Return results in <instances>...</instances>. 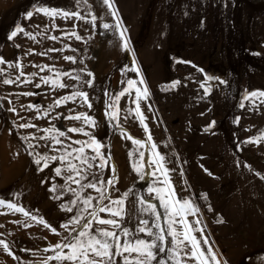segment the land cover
I'll use <instances>...</instances> for the list:
<instances>
[{
	"label": "rangeland",
	"instance_id": "rangeland-1",
	"mask_svg": "<svg viewBox=\"0 0 264 264\" xmlns=\"http://www.w3.org/2000/svg\"><path fill=\"white\" fill-rule=\"evenodd\" d=\"M113 2L127 29L128 49L122 46L119 30L101 27L103 23H116L102 0H88L87 4L83 0H0V58L4 60L0 63V81L15 80L21 71L25 74L21 81L31 73L38 74L30 77L31 83L0 82V199L42 217L58 233L22 213L0 208V213H6L0 214V240L9 245L7 250L0 245V264H43L48 256L55 255L44 249L67 235L60 225L77 211L74 208L69 213L61 208L62 204L71 207L70 202L75 199L67 188L79 187L66 183L69 173L63 170V163L50 161L47 168L39 171L42 164L34 162L37 153L61 155L52 150L60 146L54 145L51 137L39 139L44 135L43 129L53 127L66 132L71 127H83L93 133L104 145L101 152L106 157L111 155L103 169H93L98 178L115 177L114 185L105 184L108 194L115 199L131 190L129 199L144 196L163 214L159 200L147 193L157 177L150 174L147 164L140 173L133 168L140 151L145 153V161L152 151L143 126L135 112L130 111L136 108L135 88L115 100L128 87V80L138 82L141 77L144 84L137 83L136 87L142 90L146 86L149 93L139 101L144 123L157 150L165 156L166 167L174 169L170 176L178 197L191 200L200 209L188 219L201 221L200 227L221 264H262L264 138L259 142L245 141L264 133V104L259 100L253 104L244 96L255 90L264 91V0ZM34 7L80 12L87 20L91 19V12L97 17L96 27L75 17L52 20L34 13L26 18ZM17 26L35 39L18 33L10 40L8 37ZM72 31L81 38L63 35ZM50 36L59 39H49ZM65 56L73 57L75 62ZM16 64L22 68L10 67ZM38 65H48L53 71L45 68L41 72ZM56 70L81 79L61 76L60 81L69 85L67 88L41 83V76L54 77ZM89 79H93L92 87L84 83ZM174 82L178 83L172 87ZM36 84L41 86L37 88ZM73 91L87 92L92 108L79 97L59 107L54 104ZM28 92L33 94L24 95ZM113 101L115 108L106 109ZM29 104L35 107L28 108ZM10 108L16 111L11 112ZM106 110H118L117 118L107 117ZM77 113H88L96 120V127L65 118ZM21 123L36 127H16ZM121 129L146 143L140 147L123 138ZM25 136L30 139L24 140ZM60 139L68 145L88 137L67 133ZM85 151L95 154L91 149ZM57 167L62 168L60 176L55 173ZM53 185L57 186L56 192L50 191ZM85 193L98 195L92 189ZM57 195L60 199L53 198ZM101 215L107 218V214ZM138 218V213L130 214L124 226L135 228ZM161 224L167 231L163 220ZM48 264L57 262L50 260Z\"/></svg>",
	"mask_w": 264,
	"mask_h": 264
},
{
	"label": "snow or ice",
	"instance_id": "snow-or-ice-1",
	"mask_svg": "<svg viewBox=\"0 0 264 264\" xmlns=\"http://www.w3.org/2000/svg\"><path fill=\"white\" fill-rule=\"evenodd\" d=\"M81 0H77L80 3ZM103 4L110 10L111 15L116 19L115 25L103 23L101 27L104 29L115 28L119 30V36L122 41L124 49L129 48V41L127 39V29L123 27L122 21L119 18V12L116 10L113 0H102ZM84 4L88 3V0H83ZM34 13H40L52 20L56 17L68 19L75 17L78 20H86L91 23L93 28L96 27L95 21L97 17L89 12L90 20L87 17L80 14V12H68L64 10L47 8V7H34L32 11L26 13V18H31ZM18 33H24L31 39H35L31 33L25 32L23 28L17 26L9 35V39H13ZM65 36L75 37L79 40L81 37L77 35L75 31L63 33ZM49 39H59L57 36H50ZM49 51H62L57 49H49ZM64 59L74 61L71 56H65ZM0 63H4L3 58H0ZM22 68V65H10V67ZM40 71L43 72L45 68L49 71H53L48 65L37 66ZM137 70L138 69H134ZM3 70L0 69V72ZM83 71V69H81ZM24 72L21 71L19 76L15 80L4 79L0 81L4 84H14L17 82L31 83L30 77L38 75L37 73L29 74V77H25L23 81L20 80L21 76H24ZM92 73H88V76H92ZM71 77L75 80H80V76H72L70 72L55 71L54 77H40L41 83L51 85L52 88H67L69 85L62 83L60 77ZM209 79H211L209 77ZM88 87L93 86V79L84 81ZM128 87L124 89L119 95L115 97L118 101L120 96L125 93H129L131 89L135 88L136 97L133 101L136 104V108L130 111H134L140 124L143 126L145 133L147 134V143L151 144L152 151L150 152L147 161H145V153L139 152L137 159L133 160V168L137 173L147 166L151 169V175L157 177L153 185L149 186L147 193L153 199L159 200V207L163 209L161 214L157 205L151 203L144 196H135L131 199V190L123 193L117 198L113 199L108 194V188L105 184L112 186L115 183V177L98 178L96 172L93 169H103L108 162L111 160V155L107 157L101 152V148L104 145L99 142L95 135L89 131H86L83 127H71L65 131L58 130L50 127L43 129L44 135L39 137L41 140L48 139L51 137V142L54 145H59L58 148H53V151L60 152V156H48L36 154L34 162L42 167H39V171H43L44 168L49 166L50 161L59 160L64 165V171L69 174L65 177V181L78 185L76 188H67L75 196L71 203V207L62 204L61 208L69 213L73 212L76 208V214L73 215L67 223L61 224L67 235L55 245H50L45 248V252L52 251L55 253L54 256H48L43 264H48V261L55 260L57 264H221V260L217 256L214 248L209 243L208 237L204 234L203 228L200 227L201 221L199 219L189 220V216H195L200 211L196 205L188 199L178 197V194L173 186L170 173L174 169L166 167L165 156L157 150V145L152 139L151 132L147 125L144 123L145 117L140 110L139 101L146 99L149 95L148 89L145 86L142 90L136 87L137 83L144 84V80L141 79L137 82L134 80H128ZM174 82L172 87H175ZM223 83V81H221ZM41 85L36 84L35 87L39 88ZM203 87V85H201ZM33 93L28 92L24 95H32ZM107 94V93H106ZM77 97L87 105L89 109L92 108V104L89 101V94L85 91H73L69 95L59 97L54 101V104L59 107L61 104L67 103L68 101H75ZM244 100L251 101L253 104L257 100L261 104H264V91L255 90L247 93L244 96ZM28 108L35 107L29 104ZM52 106L50 105L49 108ZM241 107L244 104L241 103ZM115 101L112 104H107L106 109H114ZM9 111L15 112V108H10ZM47 115V111L44 113ZM105 115L113 120L118 116L117 111L106 110ZM70 120H82L85 125L91 128H95L97 125L96 120L88 113H77L65 117ZM18 128H35L36 125L32 123H21L16 125ZM119 127V125H117ZM67 133H82L88 137L86 140H74L70 144L65 145L64 140L61 137H66ZM121 136L126 139H131L134 144L143 147L146 143L133 138L130 133H127L121 129ZM34 138V137H32ZM260 138H264V133L261 137L250 138L245 143L259 142ZM24 140H29L30 137H23ZM71 139V137H68ZM79 145V147H73L72 145ZM29 148L32 147L29 143ZM85 149H91L94 155H89ZM32 155V153H29ZM132 156V153H129ZM79 162V164L75 162ZM99 161V163H95ZM114 170V169H113ZM57 176L62 174V168L57 167L55 169ZM74 173L75 175H72ZM163 179H159V176ZM264 178V177H262ZM86 189L94 190L98 195L93 196L90 193H85ZM57 186L53 185L50 191L56 192ZM83 193V195H82ZM155 194L154 196L152 194ZM54 199H60V196H54ZM206 198V197H205ZM106 202V203H105ZM0 208H7L12 212L22 213L26 217H30L37 223L43 224L49 228L54 234H58L57 230L49 225L42 217H37L31 212L25 210L23 207L11 202L0 199ZM139 214L137 220V226L135 228L125 227L126 219L130 214ZM6 214V213H0ZM101 214H107V218ZM145 216H151L149 220L144 218ZM161 220H163L162 227ZM223 222V221H219ZM107 226V227H104ZM199 233V236H197ZM147 237V239L142 238ZM165 241H168L166 244ZM6 250L9 245L0 240ZM227 264V261H224ZM264 264V261H262Z\"/></svg>",
	"mask_w": 264,
	"mask_h": 264
}]
</instances>
